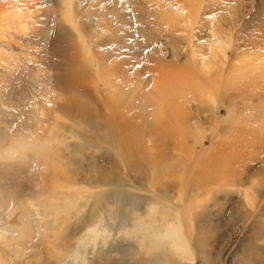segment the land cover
I'll return each mask as SVG.
<instances>
[{
	"label": "rangeland",
	"instance_id": "rangeland-1",
	"mask_svg": "<svg viewBox=\"0 0 264 264\" xmlns=\"http://www.w3.org/2000/svg\"><path fill=\"white\" fill-rule=\"evenodd\" d=\"M34 1L44 14L39 26L14 27L10 20L0 21V145L8 148L14 142L11 147L16 148L24 142L43 148L0 157V211L10 201L37 204L52 189L60 197L72 181L87 189L78 179L99 186L93 191H104L101 186L107 183L125 182L122 162L113 152L118 147L135 170L128 182L142 190L152 187L166 198L177 197L183 206L185 232L196 246L194 264H264V114H259L264 108V74H249L250 67L236 68L238 61L264 58V0H194L187 6L197 15L192 29L184 24L187 14L181 15L179 25L162 14L163 7L171 13L182 1L117 0L123 21L120 30L106 27L109 9L103 0L78 1V21L88 27L98 23L95 30L101 32L89 37L103 77L110 76L113 67L115 81L141 93L153 88L157 77L178 82L181 92L185 89L175 104V100L163 104L164 114L154 121L149 110L133 103L115 105L91 96L85 101L82 93L87 87L91 92L99 88L80 43L74 32L72 37L56 31L58 10L44 0ZM29 2L4 0L0 15L6 19L10 4L22 8ZM213 26L229 43L225 66L219 52L213 51L219 42L212 35ZM211 56L216 57L211 82L199 77L195 81L196 64L212 66ZM85 73L91 81L83 78ZM205 88L211 92L212 104L201 105L194 99L199 89L207 92ZM139 126L145 128L142 134ZM70 130L83 141L69 135ZM129 139L136 144H127ZM85 144L80 153L71 155L77 151L74 145ZM48 147L58 152L49 163L42 152ZM138 151L141 168L133 165ZM69 161L75 165L69 166ZM80 163L83 167L77 166ZM106 190L111 193L96 201L101 203L94 219L90 214L80 221L75 218L62 236L49 234L50 243L37 233L16 244L0 243V264H58L74 248L84 225L94 221L109 239L98 244L88 264H158L162 246L155 247V237L149 239L147 233L157 234L156 221L162 214L170 220L174 215L132 189ZM130 193L137 199L128 198ZM86 199L84 193L82 202ZM130 247L137 250L136 256L127 254ZM164 258L170 261L169 256Z\"/></svg>",
	"mask_w": 264,
	"mask_h": 264
},
{
	"label": "bare ground",
	"instance_id": "bare-ground-1",
	"mask_svg": "<svg viewBox=\"0 0 264 264\" xmlns=\"http://www.w3.org/2000/svg\"><path fill=\"white\" fill-rule=\"evenodd\" d=\"M3 1L4 0H0V5ZM7 1H9V0H7ZM33 1L34 0H31V2H29L28 4H25L22 8H19L20 7L19 5L15 6L16 4L15 5L10 4V7H8L10 9L7 8V10H9V11L11 10L10 11L11 14H9V17H7L6 19L3 17V15H0L1 16L0 21L3 23V22H6L7 20H10L11 26H14V27L18 26V27L24 28V27H30L31 25L39 26L43 22L41 19H43L42 17L44 14L41 10L36 9L37 2H35V1L33 2ZM44 1L46 3L52 5V7L56 11L58 10L57 13L59 12L57 14V21H56L57 29H56V31L58 33L59 32L64 33V34L72 36V37H73V32H74V35H75L74 38H76L78 40L83 52L86 55V59L88 62V65L86 67L88 70H91V72H90L91 75L94 74V76H95L96 84H97V87L99 88V90L98 91L93 90V92H91L87 87V90L84 91V93H82V97L85 99V101H87L89 99V96H91V98L94 97L96 101L98 100L99 102H101V101L105 100L106 102H112L115 105L130 104V103L132 104L133 103L134 106H137V107L140 106L142 109L144 108V109H147V111L149 110V115H150L149 119L151 118L154 121V119H156L159 116V113H160V115L164 114L163 113V109H164L163 104L166 103L167 100H173L172 103L175 100V102H174V104H175L177 102V99L181 98L185 89L183 92H181L178 82L175 81V82L171 83L170 82L171 79H165L163 77H157L154 81V83H155L154 87L151 89L148 88L147 91H145L144 93H141V92H138L135 88L130 89L127 87V85L124 86V85H121L120 83H118L117 81H115V79L113 78V73H112V72H114L113 67L109 70V71H112L109 74L110 76H108V77L104 76L103 77L101 63L97 57L96 52L94 51L92 39L89 37L90 35L97 37V35L101 33L100 31L95 30L98 23L92 24L91 25L92 27H90V25L88 27V25L85 23V21L83 23L78 21V16H79V13L81 11L80 4L78 3L79 0H44ZM98 1L101 2L102 0H98ZM179 1H182V2L176 6L174 5L175 6L174 10L171 13H169L170 12L169 11L168 12L169 14L166 11H164V7H163L162 8V14L167 15L168 16L167 19L174 18L173 21L178 22V25L183 23L180 21V18H182L181 15L187 14V20L186 21L184 20L185 21L184 24L186 26L188 25L187 27H191L189 29H192V27L195 25V22L197 20V15H195V13H194L195 11L191 12V8L187 7V6L192 4L194 2V0H179ZM103 2H105L107 9H109L108 10V12H109L108 18L105 21L106 27H108V28L110 27L111 29H114V30L115 29L120 30L119 28H122L123 21H120L121 19H120V14H119L120 10L118 7L119 6L118 1L117 0H103ZM17 4H19V3H17ZM176 7L178 8V10L176 9ZM211 29H212L211 30L212 35L214 36V38H216V40L219 41L218 44L216 43L215 45L212 46L213 51H215V53L219 52L220 58H218V59H220V62L223 63V65H224L225 61H223V60H225V58H226L225 52L228 49L229 43H228V41L222 40L221 37H219V32L216 30V28L214 26L211 27ZM23 31H25V30H23ZM87 37H88V39H87ZM217 55H218V53H217ZM211 58H212V61H214V62H212V66L205 67L202 65V63L200 65L196 64V68L194 67V65L192 66L195 68V70L193 69L194 72H192V75L194 76V77L193 76L192 77H193V79H195V81L198 80V77L200 79H206L209 81L211 80V77H212L211 71L213 70V68L215 66V60L213 58H216V57L211 56ZM261 58H254V60L249 58L250 60H247V62L238 61L237 62L238 67H236V68H245L246 69L247 67H250L249 72H248L249 74L254 73L256 76L259 74L262 75V74H264V58H263V56H261ZM218 59H216V61ZM221 68H223V67H221ZM223 74H224L223 71L219 72L218 78L222 79ZM251 76H253V75H251ZM83 78L90 79V81H91L92 77L89 76V74L85 73ZM193 79L191 78V80H193ZM220 79L216 80L218 82L217 84H215L216 82L214 81V85L218 86L221 83L219 81ZM205 89L207 90L208 88H205ZM210 94H211V92H209V89L207 90V92L201 91L199 89V92L195 93L196 98H194V99L196 100V102L198 104H201V105L212 104L211 100H209ZM210 99H211V97H210ZM108 104H110V103H108ZM212 106H214V105H212ZM216 107H218V106H216ZM216 110H217V108H216ZM259 114H261V115L264 114V108ZM162 120H158V123L159 124L163 123ZM122 122L124 123V121H122ZM128 122L129 123H126V127H129V125L131 124L130 121H128ZM99 123L100 122H98L97 125H100ZM151 125H153V124H151ZM147 126L148 125L146 124V128H147ZM139 127H140V129L138 130V132L140 134H142L143 131H145L144 130L145 128L142 129L143 126H139ZM59 128L65 129V127L63 125L62 126L60 125ZM120 128H121V125H120ZM146 130H149V129H146ZM126 132L127 131L125 130L124 134ZM139 133H135V134L138 135ZM69 135H71L73 137H77L81 141H83V138H80L78 136L79 133L77 131L75 132L73 130H70ZM108 135H107V137H108ZM65 138L62 141H58V143H60V145H63ZM103 139H105L107 141L111 140V139H108L105 137H103ZM115 140H117L116 137H115ZM12 143H14V142H12ZM12 143L9 144L8 148H4L3 145H0V150L3 152L2 153L0 151V157H2L3 154L6 156H12V155H14L15 151H17V150L24 152L26 150L28 151L29 148L30 149L32 148L34 150L40 151L43 148L41 146L39 147L36 145L31 146L28 143L26 144L24 142H20L15 148V147H11ZM126 143L132 144V146L136 144V142H133L131 139H129V142L126 140ZM74 146L76 147L77 151H73L71 153L72 156L76 155V153H80L78 149L86 147L87 144H85L84 146H80V147H77L76 145H74ZM88 146H89V144H88ZM136 148L139 150L138 144L136 145ZM121 149L124 151L123 148H121ZM42 152H45V158L47 159L46 161L48 163L50 161H52V159L54 160V158H56L57 154H58V152L53 151V149H51L50 147L45 148L44 150H42ZM113 152L116 154V156L122 162L123 169H124L123 170L124 171L123 177L125 178L123 180L125 182H127L128 184L125 182H121V181H120L121 183L116 184V185L107 183L106 185L105 184L102 186L100 185L102 188H105L104 191H102V190L93 191V189H98L99 186H88V184L90 183L88 179H78L79 180V182H77L78 184L83 183V184L87 185L88 188L87 189L79 188L76 185V182L72 181V183L70 184V187H68L66 190L62 188V190L60 192L61 193L60 197H58V194L55 192V190L52 189L50 192H47L48 196L46 198H43L42 201L37 203V204H35L36 203L35 202V203H29L28 205H25V206H20L19 203H15L13 201H10V202H8L6 208L4 207L5 209L0 211V243H8V244L13 243L14 244L15 242H18V241L21 242V240H19V239H23L26 236H30V235L32 236L33 233H37L41 237L44 236V239L46 238L45 241L47 243L48 242L50 243L51 241L49 240V238H52V237H49V234H51V236L53 235L54 238H56L57 236H62L63 233L68 229V227L71 225V223L74 221L75 218H76L75 220L80 221L83 218H85L86 216H88V214H90V217L94 219V217H95L94 215L96 213L95 208L97 206V203L98 204L101 203L100 200L98 202H96V201L100 198L105 197L106 195H104V193L105 194L111 193L110 191L106 190V187H110L115 191H118V190H121L124 188H129V189H132V191H134V192L136 191V192H138V194L143 195V196L139 195V197L142 199L151 198L153 200V203H152L153 206L160 205L161 207L169 208L172 215H174V219L172 218L173 220L172 219L170 220L168 218H165V216L163 217V214H162V216L158 217V220L156 221V225H157L156 227L158 228V230L156 231L157 234L154 235V232H152L151 230L149 231V233H147V237L149 239L152 236L155 237V241H153L155 243V247L157 245L162 246V255L160 256L158 264H182V263L183 264H194L193 260H194L195 255H196V246L194 245V243L192 242L190 237L187 235L188 233L185 232V227H184L185 226V222H184L185 213H183V206L180 204V202H178L177 197H176V200L173 198L172 199L166 198V197L162 196L163 194L160 195L159 193H157L152 187H151V189H149L150 188L149 187L148 190H142L139 187L133 186L131 184L132 181L128 182V180H127V179H129V176H132V174L135 172V170L133 169V166H131L132 163L129 165L125 161V159L122 156V152L120 151V149H118V147H113ZM1 153H2V155H1ZM47 153H50V156H53V158L47 156L46 155ZM139 154H140V152L138 151V154L136 155L134 163H133V165H136V168H141V166H142V162L140 161L141 156H138ZM23 158H24V155H23ZM78 162H80V161H78ZM43 163H45V162H43ZM67 163L69 164V166L75 165L73 162H70V161ZM77 166L83 167V163H80V165H77ZM54 173L55 172L53 171V174ZM157 175H159V174H157ZM92 181L93 180H91V182ZM262 184H264V180L262 181ZM66 186H67V184H66ZM65 191L70 192L71 195L68 196ZM84 193L87 194L88 199H86L84 202H82V199L84 197ZM130 194L131 195L128 196V198L137 199V194H134V193H130ZM181 197H180V199H181ZM89 202H92V204H93L92 208H90ZM79 204L81 206V209H79V210L81 212L85 211V214H81V212H78ZM155 211L161 212V211H159V209L158 210L156 209ZM186 214H187V218H188V221L190 223V226H193L192 220L189 217L190 214L188 215V211L186 212ZM185 221H186V219H185ZM152 225H154V224H152ZM84 226H87V227L84 228V230L81 232L80 237H79L76 245L74 246V248L70 252H67L66 254H64V257L60 260L61 262H59L58 264H88L90 259L92 258L91 254L93 253L94 250H97L98 244L102 243V245H103L104 244L103 241H106L107 239H109L108 238L109 235L107 233L100 232L101 225L98 222L94 221L93 225L85 224ZM149 228H151V227H149ZM137 229L140 230V228H137ZM147 230H148V228H147ZM121 235H123V232ZM33 236H34V234H33ZM140 238H141V235L139 236V239ZM36 239H37V237H36ZM146 241H147V238H146ZM152 248H154V247H152ZM56 250H59V249L56 248ZM136 252H137L136 249H133L132 247H130V252H127V254L132 255V256H136L137 255ZM163 256L164 257L169 256L170 261L165 259ZM61 257H62V255H61Z\"/></svg>",
	"mask_w": 264,
	"mask_h": 264
}]
</instances>
